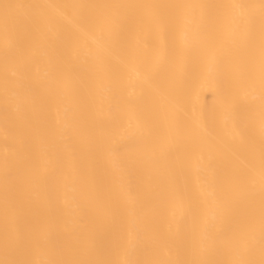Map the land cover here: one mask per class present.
Here are the masks:
<instances>
[{
    "label": "bare ground",
    "instance_id": "1",
    "mask_svg": "<svg viewBox=\"0 0 264 264\" xmlns=\"http://www.w3.org/2000/svg\"><path fill=\"white\" fill-rule=\"evenodd\" d=\"M0 264H264V0H0Z\"/></svg>",
    "mask_w": 264,
    "mask_h": 264
}]
</instances>
